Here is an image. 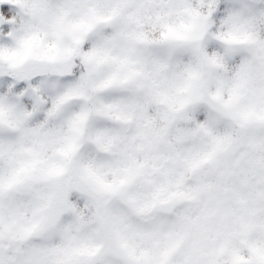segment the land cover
Here are the masks:
<instances>
[{"label": "snow or ice", "instance_id": "obj_1", "mask_svg": "<svg viewBox=\"0 0 264 264\" xmlns=\"http://www.w3.org/2000/svg\"><path fill=\"white\" fill-rule=\"evenodd\" d=\"M0 264H264V0H0Z\"/></svg>", "mask_w": 264, "mask_h": 264}]
</instances>
